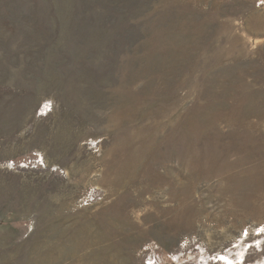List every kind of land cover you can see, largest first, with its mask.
I'll return each instance as SVG.
<instances>
[{"label": "rangeland", "instance_id": "1", "mask_svg": "<svg viewBox=\"0 0 264 264\" xmlns=\"http://www.w3.org/2000/svg\"><path fill=\"white\" fill-rule=\"evenodd\" d=\"M0 264H264V0H0Z\"/></svg>", "mask_w": 264, "mask_h": 264}]
</instances>
